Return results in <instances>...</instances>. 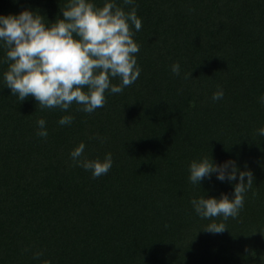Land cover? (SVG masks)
Masks as SVG:
<instances>
[{"label":"trees","instance_id":"16d2710c","mask_svg":"<svg viewBox=\"0 0 264 264\" xmlns=\"http://www.w3.org/2000/svg\"><path fill=\"white\" fill-rule=\"evenodd\" d=\"M102 6L104 0H94ZM124 10L133 5L115 0ZM67 0H0V14L28 8L46 23ZM141 71L93 113L19 101L0 63V264H264V0H135ZM4 49L0 48V58ZM179 62L180 75L171 65ZM191 74V75H190ZM119 78H112L118 84ZM222 88L224 95L213 100ZM71 114V124L59 125ZM44 118L47 137L37 133ZM111 152L93 177L69 155ZM234 159L253 174L236 218L211 233L190 201L232 197L215 175L201 185L188 165ZM42 255L34 257V253Z\"/></svg>","mask_w":264,"mask_h":264},{"label":"clouds","instance_id":"9594fccd","mask_svg":"<svg viewBox=\"0 0 264 264\" xmlns=\"http://www.w3.org/2000/svg\"><path fill=\"white\" fill-rule=\"evenodd\" d=\"M123 3L133 7L126 12L115 0H104L102 6L94 0H67L61 8L63 18L49 23L28 8L17 14H0V48L4 49L0 63L7 64L2 73L4 85L19 101L33 97L41 109L67 111L73 102L86 113L103 107L106 91L121 93L138 79L141 71L135 55L139 45L133 39L132 27L139 31L142 21L137 16L135 0H123ZM171 71L180 75L179 62L172 63ZM116 77L118 84L112 83ZM223 95V89L218 88L212 99L219 100ZM259 99L264 103V94ZM73 119L71 114L63 115L58 124H71ZM36 124V134L47 137L45 119H37ZM257 132L264 136V127ZM85 147L81 141L70 151L73 164L90 170L94 178L106 174L113 164L111 152L103 158L89 159L83 155ZM188 171L193 185H201L202 180L213 174L221 182L238 180L231 198L227 193L219 197L204 194L190 201L199 217L213 221L204 230L223 232L226 225L213 218L227 220L239 215L244 194L252 187L251 170L247 167L240 170L231 158L218 164L212 157L201 156L190 161ZM40 255L34 253V257Z\"/></svg>","mask_w":264,"mask_h":264}]
</instances>
